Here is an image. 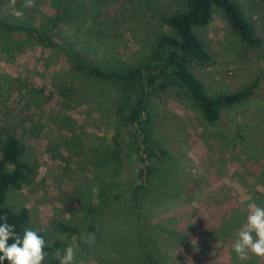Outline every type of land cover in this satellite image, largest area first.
<instances>
[{
	"label": "rangeland",
	"instance_id": "obj_1",
	"mask_svg": "<svg viewBox=\"0 0 264 264\" xmlns=\"http://www.w3.org/2000/svg\"><path fill=\"white\" fill-rule=\"evenodd\" d=\"M234 2L261 43L247 45L214 9L197 30L211 63L194 68L211 96L236 92L264 71V1ZM23 4L16 0L24 12L17 19L10 0H0V21L45 30L54 18L55 43L75 44L88 63L121 72L147 63L157 37L173 34L165 19L187 10V0ZM121 103L119 88L77 73L60 48L0 27V156L4 133L14 129L36 169L7 204L27 208L29 228L43 231L48 245L63 250L75 237L74 264H264L252 255L241 262L232 250L248 203L264 206V86L223 114L233 132L210 125L178 87L152 92L156 155L146 163ZM146 166L156 172L135 191ZM70 198L83 209L68 211ZM60 224L78 232L64 233Z\"/></svg>",
	"mask_w": 264,
	"mask_h": 264
},
{
	"label": "trees",
	"instance_id": "obj_2",
	"mask_svg": "<svg viewBox=\"0 0 264 264\" xmlns=\"http://www.w3.org/2000/svg\"><path fill=\"white\" fill-rule=\"evenodd\" d=\"M215 8L223 11L236 33L247 45L252 47L260 45V39L234 0H187L185 12L176 13L165 19V24L173 34L163 33L158 36L149 61L130 67L124 72L106 71L100 66L88 63L82 51L75 44L58 45L55 43L52 38V33L55 31L54 26H56L54 18L49 19L45 30L2 21H0V27L10 32L23 33L50 47L60 48L74 65L77 73L111 83L119 88L123 96L119 112L121 113L124 109L128 110L125 120L136 128L135 135L140 140L139 151L142 153L143 162L146 163L156 155L151 149L154 123L153 116L148 109L149 96L152 92L164 91L170 86L180 88L189 95L210 125L227 130L228 128L221 123L223 114L234 107L245 104L264 86L263 71L252 82L236 92L211 96L194 72V68L208 67L212 60L209 49L197 30L211 23ZM227 131L233 132L230 129ZM26 155L27 147L19 139L17 131L8 129L3 135L0 156V217L7 214V222L14 224L16 231L21 235L23 230L30 226V211L25 207L14 209L7 203L11 193L22 191L26 185L31 184L36 174V169L28 162ZM155 172V168L146 166L140 172L141 181L135 191L145 189L144 176L151 177ZM149 191L150 189L146 188L144 195ZM66 209L70 212L81 211L83 204L80 199L70 198L66 203ZM59 228L64 233L76 234L78 232L65 224H60ZM37 232L46 242L44 232L41 230ZM60 247V243L46 244L44 250L48 253L50 264H58V261L52 258V254ZM5 264L8 262L5 261Z\"/></svg>",
	"mask_w": 264,
	"mask_h": 264
},
{
	"label": "clouds",
	"instance_id": "obj_3",
	"mask_svg": "<svg viewBox=\"0 0 264 264\" xmlns=\"http://www.w3.org/2000/svg\"><path fill=\"white\" fill-rule=\"evenodd\" d=\"M16 0H10L12 15L17 19L24 18V12L15 9ZM35 0H24V8L35 7ZM246 221L237 230L232 250L239 261H247L249 255L264 259V206L255 202L247 205ZM8 216L0 217V264H43L48 253L45 252L46 242L36 230L25 228L22 235L16 231L14 224H9ZM12 241L11 243H9ZM76 238L63 250H56L52 258L58 264H74ZM190 260V259H189Z\"/></svg>",
	"mask_w": 264,
	"mask_h": 264
}]
</instances>
